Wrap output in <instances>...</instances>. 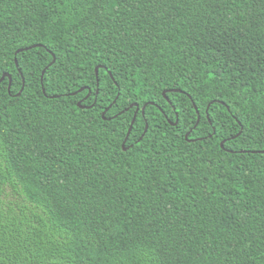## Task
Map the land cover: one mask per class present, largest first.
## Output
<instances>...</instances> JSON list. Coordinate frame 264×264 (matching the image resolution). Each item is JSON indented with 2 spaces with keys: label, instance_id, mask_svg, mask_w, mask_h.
Instances as JSON below:
<instances>
[{
  "label": "trees",
  "instance_id": "trees-1",
  "mask_svg": "<svg viewBox=\"0 0 264 264\" xmlns=\"http://www.w3.org/2000/svg\"><path fill=\"white\" fill-rule=\"evenodd\" d=\"M5 73L0 264H264V0H0Z\"/></svg>",
  "mask_w": 264,
  "mask_h": 264
},
{
  "label": "water",
  "instance_id": "water-1",
  "mask_svg": "<svg viewBox=\"0 0 264 264\" xmlns=\"http://www.w3.org/2000/svg\"><path fill=\"white\" fill-rule=\"evenodd\" d=\"M37 46H41V45H37ZM37 46H32V47H29V48H25L24 50H27V49H30V48H34V47H37ZM21 51H23V49H19V50L17 51V53H19V52H21ZM54 61H55V56L53 55L52 63H53ZM52 63H51V64H52ZM15 65H16V67H18V62H17L16 59H15ZM98 71H99V67H96V68H95V73H96V81H97V85H98ZM44 73H45V70L42 72L41 83H42V80H43V75H44ZM5 78H8V79H9V87H8V88H10V85H11V77H10L9 74L5 73V74L0 78V83H1ZM23 83H24V80H23ZM23 88H24V86L21 88V90L17 93L16 96H20V95H21V92L23 91ZM84 90H85V88H80L78 91L73 92V93H71L70 95H71V96H74V95H76V94H78V93L83 92ZM42 91H43L44 94H46L44 88H42ZM90 93H91V91L88 90V95H87V96H89ZM165 94H166V93H165V91H164L163 95H165ZM58 97H60V96H51V98H58ZM114 102H115V101H114ZM77 106H78L79 108H81V109H89V108H91L93 105H90V106H83L82 103H81V101H79V102L77 103ZM109 108H110V107L106 108V109L103 111V113H102L103 118H104L105 113L109 110ZM144 109H145V106H143V108H142V110H141V111H142V114H144ZM127 110H128V109H127ZM137 111H138V108H137ZM196 111H197V110H196ZM197 113H198V112H197ZM135 119H136V112L134 113V116H133V118H132V121H131L130 127H129V129H128V132H127V134H126V137H125L124 142H123V145H122L124 150H126L124 146H125V143H126V141H127L128 136H129V134H130V132H131V129H132V127H133V124H134V122H135ZM198 122H199V117H198V119H197V123H196V124H198ZM176 124H177V122L175 123V125H176ZM146 130H147V125H146V128H145L144 133L146 132ZM214 133H215V130H214ZM240 133H241V132H239V133L237 134V136L240 135ZM187 137H188V134L186 135V138H187ZM220 146H221V148H224V147H223V146H224V141L220 143ZM260 153H264V150L260 151Z\"/></svg>",
  "mask_w": 264,
  "mask_h": 264
},
{
  "label": "flooded vegetation",
  "instance_id": "flooded-vegetation-1",
  "mask_svg": "<svg viewBox=\"0 0 264 264\" xmlns=\"http://www.w3.org/2000/svg\"><path fill=\"white\" fill-rule=\"evenodd\" d=\"M91 94V93H90ZM88 95V94H87ZM90 96V95H89ZM88 97V96H87ZM86 97V98H87ZM86 98H84V99H81V103L83 102V100H85ZM142 110V109H141ZM136 111H137V106H136ZM142 112V111H141Z\"/></svg>",
  "mask_w": 264,
  "mask_h": 264
}]
</instances>
